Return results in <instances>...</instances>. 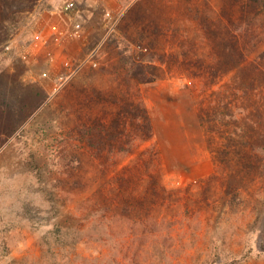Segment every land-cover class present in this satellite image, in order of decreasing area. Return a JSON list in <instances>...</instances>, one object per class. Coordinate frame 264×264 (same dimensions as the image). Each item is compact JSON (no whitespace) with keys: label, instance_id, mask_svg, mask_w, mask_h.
<instances>
[{"label":"rangeland","instance_id":"obj_1","mask_svg":"<svg viewBox=\"0 0 264 264\" xmlns=\"http://www.w3.org/2000/svg\"><path fill=\"white\" fill-rule=\"evenodd\" d=\"M0 264H264V0H0Z\"/></svg>","mask_w":264,"mask_h":264},{"label":"built area","instance_id":"obj_2","mask_svg":"<svg viewBox=\"0 0 264 264\" xmlns=\"http://www.w3.org/2000/svg\"><path fill=\"white\" fill-rule=\"evenodd\" d=\"M74 3H75L74 1H70V2H68V3L66 4V6H65L66 9H70L71 7H73ZM76 27H77V31H80L81 23H77ZM95 53H96V52H94V55H96ZM94 63L97 64V61L95 60Z\"/></svg>","mask_w":264,"mask_h":264},{"label":"trees","instance_id":"obj_3","mask_svg":"<svg viewBox=\"0 0 264 264\" xmlns=\"http://www.w3.org/2000/svg\"><path fill=\"white\" fill-rule=\"evenodd\" d=\"M132 63H135V60H133ZM149 119H150V118H149V115L146 114V115H145V120H146L147 123H150V120H149ZM89 127H90V126H87V129L91 130ZM148 127H150V125H148ZM147 131H149L148 134L150 135V133H151V128H150L149 130H147Z\"/></svg>","mask_w":264,"mask_h":264}]
</instances>
